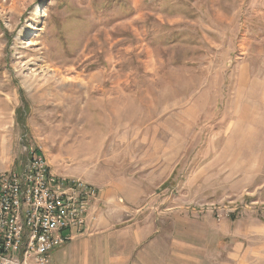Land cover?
Listing matches in <instances>:
<instances>
[{
    "label": "rangeland",
    "instance_id": "rangeland-1",
    "mask_svg": "<svg viewBox=\"0 0 264 264\" xmlns=\"http://www.w3.org/2000/svg\"><path fill=\"white\" fill-rule=\"evenodd\" d=\"M28 150L118 227L264 264V0H0V173Z\"/></svg>",
    "mask_w": 264,
    "mask_h": 264
},
{
    "label": "built area",
    "instance_id": "built-area-1",
    "mask_svg": "<svg viewBox=\"0 0 264 264\" xmlns=\"http://www.w3.org/2000/svg\"><path fill=\"white\" fill-rule=\"evenodd\" d=\"M98 189L58 176L28 150L22 167L0 173V264H52L53 252L81 234Z\"/></svg>",
    "mask_w": 264,
    "mask_h": 264
},
{
    "label": "crops",
    "instance_id": "crops-1",
    "mask_svg": "<svg viewBox=\"0 0 264 264\" xmlns=\"http://www.w3.org/2000/svg\"><path fill=\"white\" fill-rule=\"evenodd\" d=\"M105 200L99 195L92 203L83 232L56 249L52 256L67 251L68 264H201L198 255L206 256L201 247L175 239L174 233L166 238L159 218L155 223L151 213L146 224L139 225L131 217L124 221L126 225L118 227V216L104 212Z\"/></svg>",
    "mask_w": 264,
    "mask_h": 264
}]
</instances>
